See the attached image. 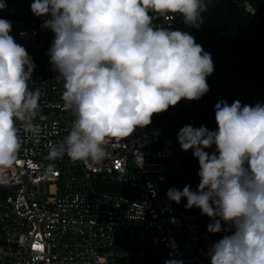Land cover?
Returning a JSON list of instances; mask_svg holds the SVG:
<instances>
[{"label": "clouds", "instance_id": "obj_1", "mask_svg": "<svg viewBox=\"0 0 264 264\" xmlns=\"http://www.w3.org/2000/svg\"><path fill=\"white\" fill-rule=\"evenodd\" d=\"M6 7L0 0V10ZM30 8L34 16L48 17L42 26L54 34L47 53L51 70L75 117L68 134L48 144L51 162L65 155L72 162L102 161L107 144L210 91L211 54L187 31L155 26L150 14H180L189 28L199 29L206 0H34ZM12 28L0 19V169L17 162L18 122L38 134L34 121L42 111L43 93L29 84L36 65L9 34ZM214 112L217 130L185 125L177 133L181 150H192L199 161L198 189L171 188L167 197L176 204L186 199V208L212 218L208 232L231 230L208 248L211 264H264V104L221 100ZM213 145L215 152L206 151Z\"/></svg>", "mask_w": 264, "mask_h": 264}, {"label": "built area", "instance_id": "obj_2", "mask_svg": "<svg viewBox=\"0 0 264 264\" xmlns=\"http://www.w3.org/2000/svg\"><path fill=\"white\" fill-rule=\"evenodd\" d=\"M33 2L6 0L0 10V19L20 21V29L9 34L33 59L29 84L43 93L34 121L40 132H26L18 122L17 162L0 169V264H211L208 248L231 230L208 232L212 218L186 211L167 197L171 188L190 185L195 191L200 183L198 159L192 150L182 151L177 140L182 126L170 127L171 134L161 126L137 127L129 137L107 144L102 161L72 162L67 155L47 159L48 144L60 142L75 117L64 107L63 84L51 70L47 53L54 34L42 26L48 17L34 16ZM153 24L186 31L172 15ZM212 59L210 91L152 119L161 115L214 131L199 113L202 102L214 111L219 101L221 80ZM206 151L215 152V145Z\"/></svg>", "mask_w": 264, "mask_h": 264}, {"label": "trees", "instance_id": "obj_3", "mask_svg": "<svg viewBox=\"0 0 264 264\" xmlns=\"http://www.w3.org/2000/svg\"><path fill=\"white\" fill-rule=\"evenodd\" d=\"M208 9L202 13L204 23L200 28H189L180 14L172 15L175 23L189 32L215 57L221 80L219 101L229 105L239 100L241 105L264 104V0H206ZM246 3L251 11L246 8ZM155 19L163 16L153 14ZM199 113L212 130H217L213 108L207 103L200 104ZM149 125L161 126L167 134L170 127L184 126L182 120H172L161 115L154 116ZM179 190V188H176ZM182 199L177 204L182 209L202 215L199 208L185 207Z\"/></svg>", "mask_w": 264, "mask_h": 264}, {"label": "rangeland", "instance_id": "obj_4", "mask_svg": "<svg viewBox=\"0 0 264 264\" xmlns=\"http://www.w3.org/2000/svg\"><path fill=\"white\" fill-rule=\"evenodd\" d=\"M12 22L13 28L12 31H18L20 29L21 23L19 20H9Z\"/></svg>", "mask_w": 264, "mask_h": 264}]
</instances>
